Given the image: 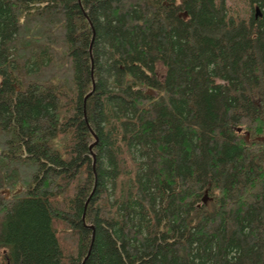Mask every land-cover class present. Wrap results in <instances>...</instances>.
I'll list each match as a JSON object with an SVG mask.
<instances>
[{
  "label": "trees",
  "instance_id": "16d2710c",
  "mask_svg": "<svg viewBox=\"0 0 264 264\" xmlns=\"http://www.w3.org/2000/svg\"><path fill=\"white\" fill-rule=\"evenodd\" d=\"M245 1L0 0V264H264Z\"/></svg>",
  "mask_w": 264,
  "mask_h": 264
},
{
  "label": "rangeland",
  "instance_id": "374dc122",
  "mask_svg": "<svg viewBox=\"0 0 264 264\" xmlns=\"http://www.w3.org/2000/svg\"><path fill=\"white\" fill-rule=\"evenodd\" d=\"M229 8L236 13H239L241 18H247L252 12L245 0H226ZM158 72L163 75L165 68L162 65L158 66Z\"/></svg>",
  "mask_w": 264,
  "mask_h": 264
},
{
  "label": "water",
  "instance_id": "95a60500",
  "mask_svg": "<svg viewBox=\"0 0 264 264\" xmlns=\"http://www.w3.org/2000/svg\"><path fill=\"white\" fill-rule=\"evenodd\" d=\"M152 93V92H151ZM257 140H259V141H264V138H258ZM247 141H250V135L248 134L247 135ZM93 147V146H92ZM92 149V148H91ZM96 157L94 156V160H95V162H96V159H95ZM207 202H208V197L206 196L205 198H204V203L205 204H207ZM83 221H85V216H84V218H83ZM93 230H94V227H91Z\"/></svg>",
  "mask_w": 264,
  "mask_h": 264
}]
</instances>
